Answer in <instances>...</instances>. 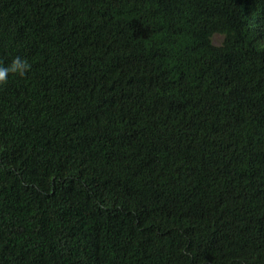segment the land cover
Returning <instances> with one entry per match:
<instances>
[{
  "label": "trees",
  "instance_id": "1",
  "mask_svg": "<svg viewBox=\"0 0 264 264\" xmlns=\"http://www.w3.org/2000/svg\"><path fill=\"white\" fill-rule=\"evenodd\" d=\"M247 5L0 0V264H264Z\"/></svg>",
  "mask_w": 264,
  "mask_h": 264
},
{
  "label": "clouds",
  "instance_id": "2",
  "mask_svg": "<svg viewBox=\"0 0 264 264\" xmlns=\"http://www.w3.org/2000/svg\"><path fill=\"white\" fill-rule=\"evenodd\" d=\"M242 1H247L248 3V5L243 8L242 13L243 15H246L249 19L253 20L256 23V28L254 29L253 34L259 35V33L264 27V7L259 5V3H257L258 1L256 2L255 0ZM213 4L217 7H222V4H220L219 1H213ZM140 10L143 9L138 8L136 10L131 11L127 9V14L133 13V15L135 16L136 13ZM177 21V17L174 19L163 18V23L165 24V26H168L169 30L173 27L175 22L177 23ZM184 23L187 24L188 29H190L192 23L188 19L184 21ZM138 28L140 29V32H144L145 34L147 31H149V28ZM118 37H121V33L118 34ZM222 37V34L217 32L212 35L211 40L215 45H220L222 43ZM30 69L31 64L29 60L21 55H16L12 57L11 61L7 64L0 62V86L4 85L8 81L9 74L15 73L19 76H24ZM205 71L208 72L209 68L205 69Z\"/></svg>",
  "mask_w": 264,
  "mask_h": 264
},
{
  "label": "rangeland",
  "instance_id": "3",
  "mask_svg": "<svg viewBox=\"0 0 264 264\" xmlns=\"http://www.w3.org/2000/svg\"><path fill=\"white\" fill-rule=\"evenodd\" d=\"M216 38H218V37H216Z\"/></svg>",
  "mask_w": 264,
  "mask_h": 264
}]
</instances>
